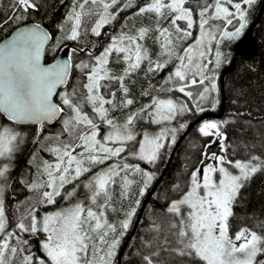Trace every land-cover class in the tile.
<instances>
[{"label":"snow or ice","instance_id":"obj_1","mask_svg":"<svg viewBox=\"0 0 264 264\" xmlns=\"http://www.w3.org/2000/svg\"><path fill=\"white\" fill-rule=\"evenodd\" d=\"M194 2L195 7L193 0H147L138 6L135 15L153 14L154 25L113 35L99 55L89 51L91 62L81 61L76 66L85 77L82 91L73 88L71 92H60V103L53 102V97L59 87L66 85L70 64L65 61L49 67L42 63L44 45L52 39L47 31L40 25L23 27L0 44V112L8 121L39 122L38 131H42L45 120L64 113L65 108L69 110L62 121L60 134L66 133L68 142L61 141L46 148L53 158L36 165V179L30 183L21 180V183H26L30 191H39L41 202L48 205L55 204L57 197L67 200L77 197L81 186L84 190L83 201H74L67 208L39 219L38 209L31 208L25 217L30 218L29 223L21 219L12 230H8L4 200L0 197V264H112L121 238L140 205L137 199L135 206L124 212L123 220L110 222L108 211H116L112 206V186L117 184L119 177L120 194L124 199L129 198L133 185H139L138 196L143 197L155 180V173L139 163L126 162L128 157L154 166L165 144L176 143L177 128L165 127L150 134L137 131V123H171L193 110L205 111L202 102L218 103L214 94L219 88L213 68L220 67L223 53L218 47L213 50L212 45L238 39L248 23V8L257 0ZM119 3L120 0H76L60 26L63 30L64 24L69 25L62 39L76 41L82 30L88 31L84 28L86 16L97 17L90 32L101 36L102 30L115 21L121 11L134 6L133 0H126L113 13L111 9ZM39 9V0H14V10L19 14L16 18L23 19L29 12ZM194 28H198L195 39ZM153 33V42L160 49L158 56L163 59L153 60L144 44ZM188 40L193 42L183 47V42ZM60 42L57 40V45ZM113 54H116L114 61ZM210 56L214 59H209ZM145 61L148 62L147 72H160L173 64V70L164 80L169 87L161 86V90L182 93L194 104V109L187 102L153 96L149 103L126 113L124 120L118 121L113 113L123 112L135 103L129 97L130 90L125 81ZM110 62L122 63V72L115 74L109 67ZM113 83L117 89L107 91ZM117 91L120 92L119 99ZM142 94L150 95L148 91ZM226 123L203 122L199 132L205 137L215 136L222 142L228 139L222 131V125ZM185 127L186 124L179 125L180 129ZM137 136L141 137L139 141ZM22 142L21 133L13 127L0 126V161H3L0 163V180L5 183ZM214 142L206 147L210 149ZM220 148L225 155L212 151L202 153L203 169L196 168L191 173L185 188L180 184L173 186L178 198L166 209L173 218L170 230H174L176 247L171 251L187 258L188 264H264V259L257 260L258 256H264V234L248 227L233 232L230 225L240 190L255 174H264V158L249 155L247 159H230L228 148L223 143ZM124 153L127 156H122ZM34 160L35 157L30 159L29 164ZM108 161L114 162L108 164ZM99 165L106 167L93 172ZM69 184L72 189L66 190ZM260 227L264 229V223ZM39 233H43L44 238L37 239L41 254L36 255L30 240ZM158 255V252H152L142 259L145 264H156L154 257Z\"/></svg>","mask_w":264,"mask_h":264},{"label":"trees","instance_id":"obj_2","mask_svg":"<svg viewBox=\"0 0 264 264\" xmlns=\"http://www.w3.org/2000/svg\"><path fill=\"white\" fill-rule=\"evenodd\" d=\"M39 2L40 9L38 11L29 12L23 19H19L16 18L19 14L14 10V0H0V24L3 25V27H0V40L10 34L14 28L26 23H36L44 27L52 35V41L46 50L45 62L54 60L63 51H66L70 57L72 71L67 88L64 89L69 92H71L73 88L78 92L82 91L81 85L85 82V77L76 66L81 61L91 62L90 56L87 54L89 51H91L93 55H99L103 51V48L110 43V38L113 35H119L122 31L133 32L141 26H153L155 23L153 14L135 15L138 6L147 2V0H133L134 6L125 11H121L116 20L102 30V34L99 37L92 35L90 32V28L94 26L97 17L86 16L84 28L88 29V31L82 30L81 37L76 41H72L62 39L68 32L69 25L64 24L63 30L60 29V26L63 24L65 16L71 11L72 7L75 6L76 0H39ZM208 2L211 3L213 0H208ZM125 3L126 0H120V3L111 9V11L115 13ZM262 3L263 0H257L251 8H248V23L238 39L231 41L225 40L219 45L214 42L212 45L213 50L218 47L223 53L220 67L213 68V74L216 76V83L219 88V91L214 94L218 103L202 102L201 106L204 107L205 111L197 112L193 110L192 112L178 116L177 119L171 123L157 125L147 121H140L136 125L137 131L156 133L162 128L173 127L177 128L176 137L178 139L187 128V125L202 113H218L222 104L220 74L223 70L228 69L232 61L235 60L234 69L227 72L224 79L226 107L223 118L208 119L201 123L209 120L228 122L222 125V131H224L228 137V139L225 140V146L228 148L227 155L230 159H247L249 155H256L264 158V10L260 22L253 30V37L257 46L255 55L236 59V53L234 51L235 44L258 16ZM193 7H195L194 0ZM194 18L198 19V17L195 16ZM180 23L183 25V22ZM235 23L234 21V24ZM229 30H231V28ZM154 35V33L151 34L150 37L144 41V44L149 49L153 60L158 58L163 59L158 56L160 49L159 45L153 42L152 36ZM195 35L196 28L193 30V39ZM57 40L61 41L59 45L56 43ZM192 42L193 40L183 42V47H186ZM74 48L78 49V51L72 52L71 49ZM115 56L116 54H113V61L115 60ZM209 59H214V57L210 56ZM173 63H175V61H173ZM109 67L115 74H120L124 65L122 63L110 62ZM147 67L148 62L145 61L141 68L125 81L130 90L129 97L133 98L135 103L131 108L123 112L117 111L113 113L118 121L122 122L126 113L149 103L153 96L165 99L173 98L178 101L187 102L189 107L194 109V104L188 101L187 97L182 93L161 90V86H163L164 89L169 87V85L164 84V80L169 72L173 70V64H169L168 67L160 72H147ZM209 67L212 68L213 66L209 65ZM116 89L117 85L113 83L112 87L107 91ZM102 91L105 90L102 89ZM145 91H148L150 95H143L142 93ZM119 97L120 92L117 91V98L119 99ZM57 102L60 103L59 96H57ZM88 109L89 108L85 106V110L88 111ZM65 110L64 116L66 118L69 114V110L67 108H65ZM0 116L4 121L14 124L8 121L3 115L0 114ZM61 121L62 118L58 125L60 127L58 135L62 132ZM181 123L186 124V127L180 129L179 125ZM17 125L18 127L23 125L20 128L26 131L25 136H27V141L21 144L19 151L15 154L12 170L5 184L4 207L9 230H12L21 219H23L26 224L29 223L30 218L25 217L27 211L33 207L38 209L36 215L40 217L43 212H49L53 209L67 206L68 203H73L77 201V199L80 201L84 200V190L81 186V188L77 190V197H73L71 200L57 197L55 204L48 205L41 202L39 191H30L26 183H21V180L30 183L37 178V173L34 168L36 165L34 164H36V162L38 163V161L39 163L42 161L39 149L48 148L61 141L67 143L68 137L67 134L64 133L60 135L59 140H56L57 132L49 130L38 131V128H34L32 125ZM198 126L199 125L191 131L176 151L168 171L145 208L138 228L124 252L122 264H145L142 257L152 252L159 253L158 256L154 257L156 264H188L187 258L179 257L176 253L171 251V249L176 247L172 234L174 230H170V222H172L173 218L171 214L166 212V209L172 200L178 198V192L173 189V186L180 184L182 188H185L192 171L195 167L197 168L202 164V153L211 137L203 136L199 132ZM140 138V136H137L138 141ZM37 141H40L41 144ZM173 146L174 144H165V149L161 150V157L154 166L128 157L126 162L139 163L141 167L155 173L156 178L143 197L138 196L139 185H133L129 198L124 199L120 194L121 181L119 177H117V184L112 186V206L116 208V211H108V219L110 222L118 223L123 220L125 218L124 212L130 207L135 206V201L137 199L140 200V205L136 209V215L132 217L129 229L121 238V243L116 250V255L112 260V264H117L118 253L132 230L147 193L163 172L171 155ZM129 147H131V145H129ZM122 156H127V153L122 154ZM33 157H35L34 163L29 164V160ZM113 162L114 161H108L107 163L111 164ZM105 167L106 165H101V168ZM130 178L138 179L137 177ZM81 179L83 180L85 178L81 177ZM71 189V184L66 186V190ZM45 190L46 189H41L40 191ZM84 202L87 203V201ZM233 211L235 215L233 219L230 220L233 232L241 227H248L257 231L258 234H264V229L260 227V225L264 223V174H255L251 181L240 190L238 204L234 205ZM23 235L27 236L28 234ZM43 238L44 234L39 233L37 237H32L30 240V243L33 245L32 251L36 255L41 254L38 251L39 245L37 239ZM260 259H264V256L257 257L258 261Z\"/></svg>","mask_w":264,"mask_h":264},{"label":"water","instance_id":"obj_3","mask_svg":"<svg viewBox=\"0 0 264 264\" xmlns=\"http://www.w3.org/2000/svg\"><path fill=\"white\" fill-rule=\"evenodd\" d=\"M264 10V0L263 3L261 5L260 11L258 16L256 17V19L254 20V22L249 26V28L246 30V32L244 33V35L240 38V40L235 44L234 46V51L236 53V59L240 58V57H252L255 55L256 52V42L255 39L253 37V30L256 27V25L260 22L261 17H262V13ZM36 23H26L23 25H20L16 28H14L10 34H8L5 38H3L2 40H0V44L5 43L7 40H9L13 35H15V33L17 31H19L21 28L23 27H35ZM42 27V26H41ZM43 30L47 31L44 27H42ZM48 32V31H47ZM50 34V32H48ZM51 35V34H50ZM52 36V35H51ZM52 39L49 40L45 45H44V52H43V57H42V63L45 66H53V65H58L61 63H64L65 61L69 62L70 67H69V77L72 71V65H71V60L70 57L68 56L66 51L61 52L54 60L50 61V62H45V54H46V50L49 46V44L51 43ZM235 67V60L232 61L231 66L228 69H225L221 72L220 74V90H221V96H222V104L220 107V111L218 113H214V112H204L202 113L200 116H198L197 118H195L192 122H190L187 125V128L185 129V131L182 133V135L176 140V143L173 146L171 155L168 159V162L163 170V172L161 173V175L159 176V178L153 183L150 191L147 193L145 200L139 210V213L136 217V220L133 224L132 230L128 236V238L126 239V241L124 242L120 252L118 253L117 256V264H122V258L124 255V252L128 246V244L130 243L131 239L133 238L138 225L141 221L142 215L145 211V208L147 206V204L149 203L150 199L152 198V196L154 195L155 191L157 190L159 184L161 183L162 179L164 178L166 172L168 171L171 162L174 158V155L176 153V151L178 150V148L180 147V145L182 144V142L185 140V138L191 133V131L197 126L199 125L202 121L204 120H208V119H221L224 116L225 113V107H226V99H225V91H224V79H225V75L227 72H230L234 69ZM68 81L69 78L66 82V85L61 86L57 89V94L61 89H65L68 85ZM53 102L58 103L57 102V95L53 97ZM1 115H3L4 117H6L5 114H3L2 112H0ZM63 113L58 114L57 117L53 118L52 120H45L43 122V124L48 125V126H52L55 123H57L59 121V119L61 118ZM7 118V117H6ZM16 124H25V125H41L39 122H34V121H24V122H15Z\"/></svg>","mask_w":264,"mask_h":264},{"label":"rangeland","instance_id":"obj_4","mask_svg":"<svg viewBox=\"0 0 264 264\" xmlns=\"http://www.w3.org/2000/svg\"><path fill=\"white\" fill-rule=\"evenodd\" d=\"M197 35H198V28H196V35H195V38L197 37ZM194 38V39H195ZM62 91H64L63 89L62 90H60L59 92H62ZM59 92H58V94H59ZM58 94H57V96H58ZM63 116V115H62ZM65 118V116H63L62 117V121H63V119ZM61 121V122H62ZM207 122H218V121H216V120H209V121H207ZM2 125H8V126H11V127H13L14 129H15V131H17V132H19V133H21V136H22V138H23V142L21 143V144H24V142L25 141H27L26 140V137L27 136H25V133H26V131L24 130V129H22V128H20V127H18V125L17 124H12V123H10V122H7V121H4L2 118H1V116H0V126H2ZM202 125V123L201 124H199V126H198V129H199V127ZM170 128H173V127H170ZM160 131V130H159ZM159 131H157L156 133H158ZM156 133H150V134H156ZM176 136H177V134H176ZM141 139V138H140ZM176 139H177V137H176ZM212 141H216V142H214V143H211V148L209 149L208 147H205L204 148V152H207V151H212V152H216V153H218V154H221V155H225V153L224 152H222L221 151V148H220V143H223V145L225 146V141H217V138L215 137V136H212L211 137V139H210V141H209V143L210 142H212ZM39 144H41V142L40 141H37ZM26 143V142H25ZM37 143V144H38ZM208 143V144H209ZM21 144H20V146H21ZM169 145H172V143H168ZM39 149V148H38ZM46 148H41V149H39V153H40V155H41V160H45V159H48V160H50V159H52L53 157L51 156V154L49 153V152H47L46 150H45ZM78 151H79V149H78ZM204 159H207V158H204ZM0 163H3V161H0ZM37 164H39V161H38V163L36 162V164H34V165H37ZM35 168V172L37 173V168H36V166L34 167ZM197 168H201V169H203V164H201V166L199 165ZM195 169H196V167H195ZM194 169V170H195ZM193 170V171H194ZM192 171V172H193ZM5 182L3 181V180H0V189H2V191H0V197H2L3 198V200H4V198H5ZM46 190H48V189H46ZM72 203H68L67 204V206H64V207H61V208H58V209H53L52 211H49V212H43L42 213V215L40 216V217H37L38 219L39 218H41V217H43L45 214H52V213H54V212H56V211H58V210H61V209H64V208H67L69 205H71ZM9 230V229H8Z\"/></svg>","mask_w":264,"mask_h":264},{"label":"flooded vegetation","instance_id":"obj_5","mask_svg":"<svg viewBox=\"0 0 264 264\" xmlns=\"http://www.w3.org/2000/svg\"><path fill=\"white\" fill-rule=\"evenodd\" d=\"M88 108V107H87ZM66 111V110H65ZM88 111L90 112V109H88ZM65 113V112H64ZM64 113H63V116H64ZM63 116H61V118L63 117ZM6 118V117H5ZM61 118L59 119V121L61 120ZM59 121L57 122V123H55L54 125H52V126H48V125H45V124H43V130H49V131H53V132H57V136H58V132H59V129H60V127L58 126L59 125ZM14 124H16L15 122H13ZM23 125H20V127H22ZM32 126H34V128H38V129H40V127H41V125H32ZM25 127H28V126H25ZM104 126L102 125V130H101V135H103L104 134ZM100 166V168H101V165H99ZM99 166H96V167H94L93 168V172H96V171H98V169H99ZM91 173H89V175H90ZM78 192V191H77Z\"/></svg>","mask_w":264,"mask_h":264},{"label":"bare ground","instance_id":"obj_6","mask_svg":"<svg viewBox=\"0 0 264 264\" xmlns=\"http://www.w3.org/2000/svg\"><path fill=\"white\" fill-rule=\"evenodd\" d=\"M248 28H249V27H248ZM248 28H247V29H248ZM245 32H246V31H245ZM77 200H78V199H77Z\"/></svg>","mask_w":264,"mask_h":264}]
</instances>
